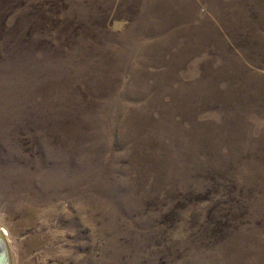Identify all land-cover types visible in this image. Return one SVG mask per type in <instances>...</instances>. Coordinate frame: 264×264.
I'll use <instances>...</instances> for the list:
<instances>
[{
	"label": "rangeland",
	"instance_id": "1",
	"mask_svg": "<svg viewBox=\"0 0 264 264\" xmlns=\"http://www.w3.org/2000/svg\"><path fill=\"white\" fill-rule=\"evenodd\" d=\"M9 264H264V0H0Z\"/></svg>",
	"mask_w": 264,
	"mask_h": 264
},
{
	"label": "water",
	"instance_id": "2",
	"mask_svg": "<svg viewBox=\"0 0 264 264\" xmlns=\"http://www.w3.org/2000/svg\"><path fill=\"white\" fill-rule=\"evenodd\" d=\"M0 264H9V256L4 241L0 238Z\"/></svg>",
	"mask_w": 264,
	"mask_h": 264
},
{
	"label": "bare ground",
	"instance_id": "3",
	"mask_svg": "<svg viewBox=\"0 0 264 264\" xmlns=\"http://www.w3.org/2000/svg\"><path fill=\"white\" fill-rule=\"evenodd\" d=\"M0 238L2 239V240H4L2 237H1V235H0ZM7 245V244H6ZM9 255V254H8ZM9 263H10V261H9Z\"/></svg>",
	"mask_w": 264,
	"mask_h": 264
}]
</instances>
